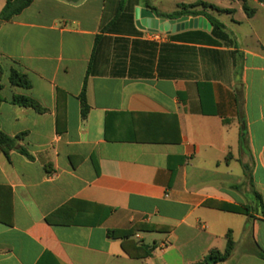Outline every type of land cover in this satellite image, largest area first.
Returning a JSON list of instances; mask_svg holds the SVG:
<instances>
[{
  "label": "crops",
  "instance_id": "obj_1",
  "mask_svg": "<svg viewBox=\"0 0 264 264\" xmlns=\"http://www.w3.org/2000/svg\"><path fill=\"white\" fill-rule=\"evenodd\" d=\"M144 8L33 0L0 20V132L31 156L0 146V264H206L229 233L220 264H264L249 253L264 251V5L246 32L226 25L229 45L141 30ZM136 225L148 258L109 236Z\"/></svg>",
  "mask_w": 264,
  "mask_h": 264
},
{
  "label": "trees",
  "instance_id": "obj_2",
  "mask_svg": "<svg viewBox=\"0 0 264 264\" xmlns=\"http://www.w3.org/2000/svg\"><path fill=\"white\" fill-rule=\"evenodd\" d=\"M259 3L264 5V0H256ZM33 0H8L7 5L5 6L4 10L0 14L1 21H8L12 19L14 16L21 13L24 9L29 7L32 4ZM149 9H151L157 17L165 20H178L182 17L188 16L192 18L203 17L205 18L209 24L212 26V30L210 33H207L202 30L196 31H188L185 32L183 35L191 40H197L204 42L208 45H221V44H232L233 40L230 34L227 32V26L224 22H222L219 18L211 14L209 11H215L217 13H228L233 14L234 10H224L220 9L215 5L199 2L193 5H182L180 6V10L176 11L173 14H163L159 12L157 9L153 8L149 3L146 5ZM244 13L249 17H253L255 14V9L251 8L246 2L243 5ZM11 81L15 86L29 88L30 83L28 82L27 78L17 71H13L11 76ZM81 102L83 107V116L86 117L89 107L87 106L86 94L85 90L81 95ZM15 105L23 106V107H35V104L28 98L24 97H17L14 100ZM248 139V130L247 126L243 125L240 131V145L242 148L245 147ZM18 138L11 139L6 136L3 132H0V146L4 148L5 152L8 154L10 150H18L21 154L31 158L28 152L24 149H21L17 146ZM257 197L260 196L257 194ZM68 209V206H65L49 216L47 218V222L50 225H68L65 222H59L58 216H60L64 211ZM223 211L231 212L235 214H242L246 216H250L252 208L247 206H234V205H227L224 206ZM70 225V224H69ZM137 231H147L146 228L140 225H136L130 230H122V231H111L109 232V236L112 239H122V248L127 255L132 258H148L151 256L153 249L150 246H147L143 243H137L131 238L135 235ZM152 231H165L155 229ZM236 245L233 241L232 234L229 233L228 235V243L227 248L224 253L219 251H212L210 255L206 258V264H220L225 263L235 253ZM250 254L258 257L261 260H264V251H262L255 243L253 247L249 251Z\"/></svg>",
  "mask_w": 264,
  "mask_h": 264
},
{
  "label": "rangeland",
  "instance_id": "obj_3",
  "mask_svg": "<svg viewBox=\"0 0 264 264\" xmlns=\"http://www.w3.org/2000/svg\"><path fill=\"white\" fill-rule=\"evenodd\" d=\"M199 2L209 3L224 10H234L233 14L209 11L224 22L230 28V32L233 28H240V30L244 32L248 29V24L245 21V13L243 11L244 2H246L251 8L259 7L261 4L256 0H143V4L147 5V3H149L153 8L163 14H173L180 10V6L182 5L188 6ZM263 11L264 10H262V12ZM242 21V25L238 27V24L236 25V23Z\"/></svg>",
  "mask_w": 264,
  "mask_h": 264
},
{
  "label": "water",
  "instance_id": "obj_4",
  "mask_svg": "<svg viewBox=\"0 0 264 264\" xmlns=\"http://www.w3.org/2000/svg\"><path fill=\"white\" fill-rule=\"evenodd\" d=\"M136 25L139 29L152 33L177 34L184 31L204 30L211 31L212 26L203 18L182 17L178 20L159 19L148 8L136 9Z\"/></svg>",
  "mask_w": 264,
  "mask_h": 264
}]
</instances>
